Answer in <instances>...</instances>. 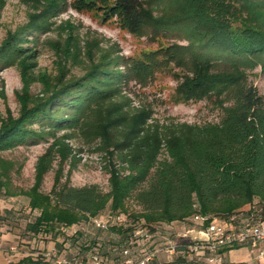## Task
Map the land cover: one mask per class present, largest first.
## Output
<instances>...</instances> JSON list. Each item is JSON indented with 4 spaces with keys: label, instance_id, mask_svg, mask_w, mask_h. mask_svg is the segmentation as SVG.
<instances>
[{
    "label": "trees",
    "instance_id": "trees-1",
    "mask_svg": "<svg viewBox=\"0 0 264 264\" xmlns=\"http://www.w3.org/2000/svg\"><path fill=\"white\" fill-rule=\"evenodd\" d=\"M25 1L34 12L0 45V70L17 63L23 83L19 116L9 114L1 123L0 152L54 139L38 160L34 186L22 192L30 208L39 211L27 225L31 238L42 232L57 236L59 227L87 221L107 208L128 212L130 198L142 211L129 215L143 224L182 220L196 212L229 220L255 197L261 199L260 209L252 205L247 214L264 218V95L248 76V70L258 66L264 70V0H72L77 9L116 16L134 35L178 36L186 43L160 44L135 58L113 55L90 41L86 72L70 78L63 61L57 76L35 75L37 51L24 44L30 33L49 31L52 18L69 0ZM4 4L0 0V11ZM74 37L68 35L65 55L77 60L82 49ZM157 73L178 80L176 102L214 99L221 120L149 123L152 111L134 110L124 87L135 80L152 81ZM36 81L44 89L33 96ZM80 129L106 159L110 190L103 192L96 184L72 186L71 170L64 182L61 175L56 178L50 193L41 192L44 174L53 168L56 156L65 160L72 152L66 142L69 134L59 137L57 132ZM164 151L167 156L161 158ZM8 172L0 159V191L11 196Z\"/></svg>",
    "mask_w": 264,
    "mask_h": 264
},
{
    "label": "rangeland",
    "instance_id": "rangeland-1",
    "mask_svg": "<svg viewBox=\"0 0 264 264\" xmlns=\"http://www.w3.org/2000/svg\"><path fill=\"white\" fill-rule=\"evenodd\" d=\"M34 10L33 5L25 0H5L0 11V45L8 32H14L28 22L29 14ZM52 21L54 24L49 31L37 36L30 33L27 37L28 41L24 43L25 46H30L29 48L37 51L38 66L33 70L38 76H57L62 61L69 67L68 78L82 76L89 66L86 49L90 41L98 42L102 50L110 51L113 55L135 58L141 57L143 52L157 49L160 44L186 43L178 36L167 35L156 38L150 35H134L120 26L116 16L109 18L100 9H77L72 0H69L65 9L52 18ZM71 32L75 36L74 41L80 42L82 49V55L77 60L65 55L68 54L67 38ZM248 76L249 81L257 87L259 93L264 95V70L258 66L248 70ZM177 84L178 80L171 75L157 73L155 79L147 83L132 81L124 87V93L131 99V107L134 110L150 109L152 111L153 115L149 123L165 126L179 123H216L221 120L222 111L214 99L188 103L176 102L174 95ZM22 86L21 72L17 63L0 70V126L9 114L13 117L19 116L18 94ZM43 89V83L36 81L31 85L30 93L33 96L40 95ZM65 134H69L66 142L72 147L71 155L65 160H62L59 155L56 156L53 168L44 174L40 191L50 193L56 178L61 175L64 182L72 170L69 182L72 186L83 187L96 184L103 192H108L110 174L105 168L106 159L103 154L95 150V145L88 140L82 129L57 132L59 137ZM53 141L52 137H47L34 145L23 144L0 152V159L9 167V189L13 192L11 196H7L4 190L0 191V244L7 247L15 245L19 258L43 252L56 242H60L63 246L72 243L77 245L78 238L72 240L69 235H64L59 230L57 236L42 232L33 238L27 230L28 223L34 221L39 211L30 208L29 198L22 192L34 186L38 160ZM165 156L167 153L164 151L161 158ZM148 185L149 182H146L142 187ZM260 201L259 197H255L252 204L258 210ZM252 205L244 206L240 213H247ZM127 208L128 212L123 213L132 214L142 211V206L135 198L128 199ZM108 211L107 208L101 214ZM100 231L96 233L87 226L85 230L89 238L87 242H90V237L93 238L91 240L94 243L120 238V233L112 229ZM79 244L82 245V252H84L85 244L83 242ZM75 247L78 251V246ZM226 257L227 262L224 264H249L248 261H252L255 257V251L250 247H239L229 250ZM255 263L257 262L253 264Z\"/></svg>",
    "mask_w": 264,
    "mask_h": 264
},
{
    "label": "built area",
    "instance_id": "built-area-1",
    "mask_svg": "<svg viewBox=\"0 0 264 264\" xmlns=\"http://www.w3.org/2000/svg\"><path fill=\"white\" fill-rule=\"evenodd\" d=\"M87 226L104 231L116 227L124 231L117 240L94 243L91 237L87 242ZM58 230L72 240L78 238L77 245L63 246L56 242L47 250L33 254L34 257L51 264H151L159 253L171 256L182 251L202 257L208 264H224L227 249L247 246L254 249L258 261L264 262V218L258 213H240L225 220L218 215L196 212L182 220L143 224L129 214L109 210ZM82 242L86 247L84 252L79 244ZM11 250L17 251V247L12 245Z\"/></svg>",
    "mask_w": 264,
    "mask_h": 264
},
{
    "label": "crops",
    "instance_id": "crops-1",
    "mask_svg": "<svg viewBox=\"0 0 264 264\" xmlns=\"http://www.w3.org/2000/svg\"><path fill=\"white\" fill-rule=\"evenodd\" d=\"M91 229L96 231V233L101 232L99 229H95L94 227H92ZM11 247L12 246L7 247L0 244V264H29L27 262H21V260L29 257L33 260L32 264H39L37 261L43 260L41 258L38 259L34 257L33 254H31L32 256H23V258H19L20 257L19 253H17V251L11 250ZM241 247H247V246H241ZM237 248L239 247L232 249H237ZM228 251L229 250L225 251L224 263L227 262L226 254L228 253ZM254 262H257L255 264H264V262L258 261L255 257L252 261H248L249 264H253ZM43 263L45 264V261ZM151 264H208V263L202 257L197 258L194 256H189L181 251L171 256H167L164 253H159L157 256V260L155 262H152Z\"/></svg>",
    "mask_w": 264,
    "mask_h": 264
}]
</instances>
